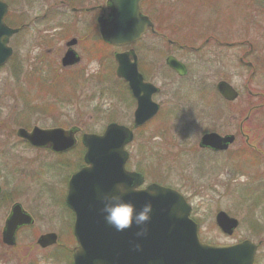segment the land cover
Listing matches in <instances>:
<instances>
[{"label": "rangeland", "instance_id": "1", "mask_svg": "<svg viewBox=\"0 0 264 264\" xmlns=\"http://www.w3.org/2000/svg\"><path fill=\"white\" fill-rule=\"evenodd\" d=\"M3 1L10 6L6 19L11 26L14 22L11 12L17 9L25 19L23 23L34 15L41 16L52 3L53 9L43 20L44 23L37 26L48 30V34H43L42 41H36L34 32L23 29L11 41L14 44L13 54L0 66V187L4 197L10 196L7 203L0 200V264H20L23 254L26 264L32 263L34 258L40 259V256L44 262L38 260L32 264H45V258L46 264H71L75 240L69 230L74 216L64 201L67 182L69 176L82 166L81 138L84 133L101 134L109 122L131 126L136 103L128 90L125 91L122 79L116 76L113 57L114 51L130 47L137 52L139 71L147 81L160 88V92L153 96V100L161 105L160 111L168 104L173 106L174 99L181 101V107L169 117L161 113L152 122L149 120L135 129L132 142L125 148L129 152L127 168L141 172L144 185L157 182L183 193L191 205V217L199 224L198 234L203 242L231 244L245 239L260 242L253 264H264V151L261 152L262 163L242 167L234 163L233 158L238 143L231 145L226 152L217 153L198 147L199 138L204 133L202 130L206 127L200 120L202 115L198 118L203 111L200 109H204V100L192 90L191 78L206 71L195 65L194 69L179 78L166 67L165 56L173 51L178 53V47L168 41L174 39L172 34L175 30L172 29L173 23H169V0H156L161 10L156 23L139 41L122 47L106 44L99 36L97 23L93 21L99 11L90 10V7L104 5V0L74 1V7L83 8L77 11H72L65 4L58 5L62 0ZM217 1L226 18L219 25L221 31L223 29V41H242L249 35L255 44V51L264 53V15L260 16V24L255 18L253 34L246 28L248 20L243 18L241 8V16L234 20L237 8L234 0ZM151 5H154L152 1L149 2ZM255 6V10L262 8L259 3ZM197 11L198 18L205 14L201 8ZM56 13L58 17H55ZM230 17L234 22L227 20ZM177 25L180 33L186 32L183 30L186 24ZM199 30L202 33L200 26ZM55 34L58 39L51 37ZM72 36L81 43L79 50L83 54L79 52L81 59L78 63L63 67L60 62L65 42ZM90 41L95 50L92 56L83 52ZM202 41L201 37L190 44L197 46ZM11 42L9 45L12 46ZM177 42L185 44L182 40ZM51 44L57 50L53 51ZM225 51L231 54L233 50L227 48ZM233 69L239 75L234 84L239 87L240 100L243 101L248 98L243 86L249 72L241 64ZM210 75L207 73V76ZM248 88L263 94L262 98H257L263 102L264 78L259 73ZM190 102L192 105H188ZM263 106L255 115L257 120L252 131L246 132L249 143L256 148L264 144ZM165 116L167 119L161 122ZM227 119L225 115L219 122L225 127ZM33 126L42 129L76 126L79 129L75 134L77 145L60 154L32 148L16 132L19 128L29 130ZM237 140L240 143L243 137L238 135ZM15 201L32 215L34 224L17 235V245L12 247L2 243L1 230L10 205ZM218 211H225L237 219L238 226L231 235L222 233L217 227L215 215ZM47 232H55L58 240L41 250L36 245V238Z\"/></svg>", "mask_w": 264, "mask_h": 264}, {"label": "water", "instance_id": "2", "mask_svg": "<svg viewBox=\"0 0 264 264\" xmlns=\"http://www.w3.org/2000/svg\"><path fill=\"white\" fill-rule=\"evenodd\" d=\"M140 1L110 0V18L99 19V31L106 42L115 46L130 44L140 39L148 27H153L151 20L141 14ZM6 12L7 5L0 1V66L11 55V48L7 45L9 38L18 31V28L8 27L4 23ZM74 41L70 40L68 44L72 45ZM114 58L117 63L116 75L127 81L136 99L133 126L138 127L156 113L158 106L151 100V95L158 88L144 82L132 49L115 52ZM78 61L77 54L69 48L61 64L67 66ZM166 63L180 75L184 74V66L172 56L166 58ZM217 89L226 99L236 97L235 91L226 82H219ZM77 131L75 126L69 129L34 126L30 131L19 128L17 135L33 146L48 147L59 152L74 145ZM132 138V131L117 123L108 124L102 134L85 133L82 136L87 165L71 175L66 197L67 205L75 214L73 233L77 245L73 249V264H252L256 250L252 241L245 239L235 245L201 242L197 225L188 217L190 207L181 193L157 183H151L145 187L147 190L138 189L126 197L137 209L147 200L152 201L153 210L146 236L136 237L135 225L117 232L104 221L99 211L102 206L99 194L110 191L118 180L135 177L137 183L143 181L140 173L125 168L128 154L124 146ZM233 139L231 134L221 136L209 132L201 136L199 146L224 150ZM152 189L157 190V196L148 195ZM215 220L221 231L228 235L238 225L237 219L224 211L217 212ZM31 223L32 218L21 205L13 204L4 224L3 241L13 245L17 229ZM56 239L55 233H44L37 242L45 247L54 244ZM137 243L140 245L138 249L135 247Z\"/></svg>", "mask_w": 264, "mask_h": 264}, {"label": "flooded vegetation", "instance_id": "3", "mask_svg": "<svg viewBox=\"0 0 264 264\" xmlns=\"http://www.w3.org/2000/svg\"><path fill=\"white\" fill-rule=\"evenodd\" d=\"M74 1L80 2V1H85V0H62L60 1L58 5L63 6L65 4L66 6L70 7L72 11L83 9L82 7H78V8L74 7L73 6L74 4H72ZM151 1H152V4H154L153 6L152 5L149 6V2ZM234 1H235L234 4L238 8L237 9L236 6H234L236 8V12H234L236 17L234 18V20L238 19L239 15L241 16V13H240V8H241L243 18H247L248 20L245 23L248 32L250 31V32H253V34H255V18L257 20V24H260L261 23L260 16L264 15V11H263L264 10V0H247V1L246 0H240V1L234 0ZM157 2L156 0H142L140 2V8H141L142 14L148 16L153 21V24L156 23V21L159 18V14L161 12V10H159L158 8ZM169 2L171 3V7L169 10V23L171 22L173 23L174 26L171 24L172 29H175V30L172 34L174 39L172 41L171 40H168V41L170 45L174 47L175 46L178 47V48L175 47L176 49H178V53H176L175 51L170 52L167 56H165L164 62H165L166 67L179 78L184 77L188 73V71L194 69L193 67H196L195 65H199L200 68L205 69L206 71L205 74L203 75L197 74L196 76L194 75L191 78L193 86H194L192 90L196 91V93L199 94L198 96L201 98L202 101L204 100V103L202 102L204 105V109H200L203 111H200V114L198 116V118H201L200 115H202V118L200 120L202 123L206 124V127L203 128L202 131L204 133L221 131V132H227L221 135H225V134L233 135L234 139L232 143L230 144V146L235 143H238L233 152V158L235 160L234 163H237L240 166L242 165L243 167V166H246V164L249 166L251 163L257 164L259 162L260 163L264 162V161L262 162L260 161L262 158L261 152L264 151V144L259 148L252 146L248 141L249 136L246 133V132L252 131L253 127L255 126V122L257 120L255 115L258 113L257 112L258 109L264 104V100L263 102H260L257 100V98H262L263 94L255 93L248 88V84L256 76L257 73H259L260 76L264 78V53H262L261 51L259 52L255 51L256 50L255 44L254 42L251 41L252 39L250 38L249 35L247 36V39H243L242 41H239V40H234L232 42L223 41L224 33H223V29L221 31L219 25H221L222 22L224 23V19L226 18L223 16V12L221 8L219 7V3L217 0H169ZM255 3H259L263 9L260 8V10L258 9L255 10L256 8ZM7 5H8V8L10 9V6L8 3ZM51 7H53V3L50 4L49 8ZM246 7H247V10H246ZM49 8H47L41 16L34 15L32 18L26 20V22L24 23L23 21L25 19L24 20L22 19L21 12L18 9L11 12V16L14 20L13 25L15 27H20V30L17 34L13 35L10 38V42L16 36H18L23 29L24 31H29L31 33L34 32V38L36 39V41H39V42L42 41L41 39L44 36L43 34H48V30L47 29L43 30L42 28L39 29L37 26L39 23H44L43 20L47 18V14H50L51 10L53 9V8L51 9ZM146 8L147 9L149 8V9L145 11ZM197 8H201L204 10L205 14L201 18H198ZM14 9H16V7ZM85 10L88 11L89 8ZM90 10H96L97 12L99 11V14L95 17V19L93 18V21L96 22L98 25L99 19L103 18V19L108 20L110 18V14L112 12V5H111L110 0H104V5L96 4L90 7ZM9 12L10 11L8 10L7 15H9ZM58 15L59 14L56 13L55 17H58ZM227 20H229V22L231 23L233 18L230 17V18H227ZM262 20H263V25H264V18ZM177 24H184V26L186 24V26L183 29V30H186V32L180 33L179 32L180 27ZM199 26L202 29V33H201V30H199ZM52 28L53 30L55 29V27H52ZM60 29L62 30L63 28H60ZM262 30L264 31V26L262 27ZM51 37H53L54 39H58L57 34ZM201 37L203 38V41L199 45L195 46L193 44H190L192 42H197L198 39H200ZM192 38L194 39V41L192 40ZM71 39L75 40L73 44V49L75 50L77 55L80 57L79 52L82 53L79 50L81 43H79V40L73 36L65 42L66 44L65 52L68 49L67 43ZM177 40L178 41L182 40L185 44L178 43ZM88 44L89 45L87 46V48H84L85 46L82 44V46H84L83 52L86 51L85 52L86 55L92 56L94 55L93 52L95 51L94 46L91 41ZM245 47H247V49ZM11 48H12V54H13V51H14L13 43H12ZM227 48H231L233 50L231 54H228L227 51H225V49L227 50ZM241 48H244V49H241ZM51 49L54 51V50H57V47L52 45ZM128 49L129 48L122 49L121 51L128 50ZM184 50L186 52L185 53L186 55L183 54ZM240 52H242V55H239ZM135 53L137 52L135 51ZM168 56L174 57L177 61L183 64L184 75L182 76L179 75V73L176 70L172 69L166 64V58ZM189 56H192V57H189ZM224 57L226 58V61L224 60ZM137 61H138V55H137ZM240 64L245 70L249 72V76L246 79L244 86H243L246 89L248 98H246L245 100L243 99V101H241L242 99L240 100L241 97H240L239 87L234 84V81L239 78V75L234 72L233 67L235 66L240 67ZM207 73H210L211 75L207 76ZM221 81L226 82L235 90L237 96L234 99H231V100L225 99L222 96V94L218 91L217 85ZM209 83H212V84L209 85ZM157 92H160V88L158 89ZM210 94H212L213 96ZM215 94L218 97L215 96ZM177 98H180V97H177ZM184 100L187 101L188 98L185 97ZM172 102H173V106H172V103H171V106L168 104L165 107H163L161 111H160L161 105L158 103V106H159L158 113L155 115V117L152 120H155L156 118H158L161 115V113L169 117V115H172L175 113V109L178 110L181 107L180 100L174 99ZM188 105H192V102H190ZM225 109L227 110L225 111ZM225 115L228 117L227 119L228 123L224 127L223 124H221L219 121L221 119L223 121ZM166 116L165 118L161 119V122L163 121V119H167ZM219 128H224L225 130L223 131V130H220ZM232 132H237V134L232 133ZM238 135L243 137V140L240 143L237 140ZM199 148L208 149V148H201V147ZM228 149L229 148H227L226 150H222V151H214L212 149H208V150H211L217 153V152H224V151L226 152ZM0 189L2 190L1 187ZM4 196L5 195L2 194V191H0V200L3 203L9 202L10 196H6V197ZM1 201H0V205L2 204ZM64 201H65V195H64ZM12 204L10 205L9 211L4 219L2 230L5 224L6 218L10 214V209H11ZM68 211L72 214L70 210ZM26 212L29 213L28 211ZM29 215L32 216L30 213ZM33 224H34V219H33ZM33 224L22 225L18 228L16 235H15L16 243L18 239L17 235L21 233L25 228L32 227ZM2 230H1V233H2ZM69 231L72 232V228H70ZM38 237L36 238V245L41 250L47 249L48 247H41L37 243ZM1 241H2V234H1ZM27 247H30V246L28 245ZM20 257H21L20 264H26L25 255L23 254V256H20ZM38 260L39 261L42 260L44 262V259L42 258V256H40V259L34 258V260L31 262L36 263ZM70 263H72L71 260H70ZM45 264H46V258H45Z\"/></svg>", "mask_w": 264, "mask_h": 264}, {"label": "clouds", "instance_id": "4", "mask_svg": "<svg viewBox=\"0 0 264 264\" xmlns=\"http://www.w3.org/2000/svg\"><path fill=\"white\" fill-rule=\"evenodd\" d=\"M139 184L136 182L135 177H132L130 180L116 181L110 191L99 194V200L102 205L99 211L103 215L104 221L117 232L131 229L135 225V236L143 237L148 233V222L151 219L153 210L152 201L150 199L147 200V202L137 209L131 200L126 199L130 193L138 190L137 186ZM148 195L155 197L158 195V192L156 189H152ZM135 247L138 249L140 245L137 243Z\"/></svg>", "mask_w": 264, "mask_h": 264}]
</instances>
